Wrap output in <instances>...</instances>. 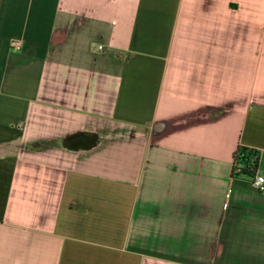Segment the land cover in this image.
<instances>
[{
  "label": "crops",
  "instance_id": "obj_1",
  "mask_svg": "<svg viewBox=\"0 0 264 264\" xmlns=\"http://www.w3.org/2000/svg\"><path fill=\"white\" fill-rule=\"evenodd\" d=\"M257 175L264 0H0V264H264Z\"/></svg>",
  "mask_w": 264,
  "mask_h": 264
},
{
  "label": "trees",
  "instance_id": "obj_2",
  "mask_svg": "<svg viewBox=\"0 0 264 264\" xmlns=\"http://www.w3.org/2000/svg\"><path fill=\"white\" fill-rule=\"evenodd\" d=\"M259 157V151L239 145L233 154L231 176L252 178L256 174Z\"/></svg>",
  "mask_w": 264,
  "mask_h": 264
},
{
  "label": "built area",
  "instance_id": "obj_3",
  "mask_svg": "<svg viewBox=\"0 0 264 264\" xmlns=\"http://www.w3.org/2000/svg\"><path fill=\"white\" fill-rule=\"evenodd\" d=\"M14 45L15 46H19L20 45V42L19 41H14ZM100 48V46H99ZM255 188L258 190V191H264V177L261 176V175H257L254 179V182H253Z\"/></svg>",
  "mask_w": 264,
  "mask_h": 264
},
{
  "label": "water",
  "instance_id": "obj_4",
  "mask_svg": "<svg viewBox=\"0 0 264 264\" xmlns=\"http://www.w3.org/2000/svg\"><path fill=\"white\" fill-rule=\"evenodd\" d=\"M66 142L68 144L69 147H75L77 146V144H75L76 142H78V140L81 139L79 133H76V134H71L69 136H67L66 138Z\"/></svg>",
  "mask_w": 264,
  "mask_h": 264
},
{
  "label": "rangeland",
  "instance_id": "obj_5",
  "mask_svg": "<svg viewBox=\"0 0 264 264\" xmlns=\"http://www.w3.org/2000/svg\"><path fill=\"white\" fill-rule=\"evenodd\" d=\"M244 176V175H243ZM248 176H246L245 178H247ZM249 178V177H248Z\"/></svg>",
  "mask_w": 264,
  "mask_h": 264
}]
</instances>
